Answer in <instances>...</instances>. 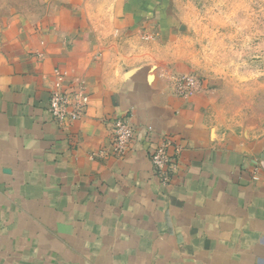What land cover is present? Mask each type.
<instances>
[{"label":"crops","instance_id":"crops-1","mask_svg":"<svg viewBox=\"0 0 264 264\" xmlns=\"http://www.w3.org/2000/svg\"><path fill=\"white\" fill-rule=\"evenodd\" d=\"M113 19L86 0H0V264H264V133L216 121L203 89L179 95L159 0ZM60 85L89 97L64 126L48 110ZM117 117L136 131L122 156ZM167 139L165 185L151 152Z\"/></svg>","mask_w":264,"mask_h":264},{"label":"rangeland","instance_id":"rangeland-1","mask_svg":"<svg viewBox=\"0 0 264 264\" xmlns=\"http://www.w3.org/2000/svg\"><path fill=\"white\" fill-rule=\"evenodd\" d=\"M86 1L108 27L125 2ZM159 2L173 18L178 66L200 78L215 120L231 130L264 133V0Z\"/></svg>","mask_w":264,"mask_h":264},{"label":"built area","instance_id":"built-area-1","mask_svg":"<svg viewBox=\"0 0 264 264\" xmlns=\"http://www.w3.org/2000/svg\"><path fill=\"white\" fill-rule=\"evenodd\" d=\"M204 88L200 78L192 73L181 74L177 78V91L180 96H191ZM89 97L83 91L72 92L59 88L52 92L49 113L61 126L81 117ZM136 136L133 124L127 117H117L112 122L111 147L117 156L124 155L130 148ZM173 142L169 139L161 141L151 152V162L157 177L168 185L178 170V151L171 153Z\"/></svg>","mask_w":264,"mask_h":264}]
</instances>
